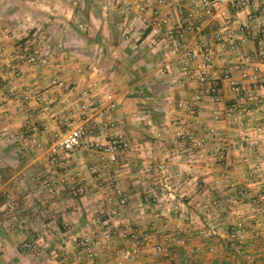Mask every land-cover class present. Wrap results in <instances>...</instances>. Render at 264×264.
<instances>
[{
  "label": "crops",
  "instance_id": "0c3cea01",
  "mask_svg": "<svg viewBox=\"0 0 264 264\" xmlns=\"http://www.w3.org/2000/svg\"><path fill=\"white\" fill-rule=\"evenodd\" d=\"M205 1L0 0V264H59L47 261L54 258V249L76 252L69 227L83 230L95 221L92 213L101 207L96 200L105 190H97L87 172L91 160L81 153L86 145L75 162L83 178L62 182L56 198L44 188L45 155L69 119L81 114L84 91L101 100L111 94L117 104L112 117L127 141L123 161L113 170L127 201L120 221L174 227L179 219L168 216L171 211L185 215L196 232L210 222L225 230L233 214L254 216L242 197L264 196V57L257 55L258 31L248 11L224 8L209 16ZM47 46L56 53L44 65L15 54L21 47L31 52ZM208 51L215 69L208 78L217 81L229 73L239 88L254 95L253 106H244L229 82L220 80L221 103L216 105L206 86L187 78L198 59L188 60L185 54ZM244 57L250 60V79L237 71ZM196 94L201 95L200 112L194 117L179 103ZM102 104L93 111L95 122L104 119ZM235 106L236 117L248 116L247 121L228 115ZM216 110L221 111L218 119ZM221 148L226 149L224 163L216 158ZM76 189H85V196L70 203ZM6 195L22 201L16 214L7 212ZM156 234L142 259L158 242ZM219 235L214 251L206 252V258L197 256L200 260L194 256L193 264L232 260ZM24 243L45 248L39 251L45 263L37 261L38 253L27 252ZM251 258L250 264H264L260 251ZM175 259L181 262V255L159 264H174L170 261Z\"/></svg>",
  "mask_w": 264,
  "mask_h": 264
},
{
  "label": "rangeland",
  "instance_id": "374dc122",
  "mask_svg": "<svg viewBox=\"0 0 264 264\" xmlns=\"http://www.w3.org/2000/svg\"><path fill=\"white\" fill-rule=\"evenodd\" d=\"M40 51L42 53H45V52H51V54L56 53L55 51H53V49L49 48V46L42 48V50ZM88 93L92 94V92H88ZM80 99L81 100L78 103L79 111H80V104L83 101L81 95H80ZM104 102L106 103V101ZM116 110H117V104H116L115 111ZM93 113L94 112H90L86 115L80 114L76 118L69 119L68 121L69 125L64 126L65 127L64 132L66 133L73 126L79 125V124L84 125L86 128H88V130L92 129L95 126H100V125L102 126L101 130L96 129L93 131L94 135L92 137V142L94 144H97V146L86 147L87 149L82 150L81 152L83 155L86 154V157L89 158V160H91L90 162H92V163L90 162L88 163L87 172L90 175V178H93V183L97 184V190L98 189L100 191L105 190L104 191L105 193L104 192L103 194L102 192L99 193L97 200H96V202L100 204L101 207L100 209H97V211H94L92 213L94 216V220H95L93 224L92 223L89 224L83 230H78V228L73 227V226L69 227L70 229L69 235H72V238H70V240L72 239V240H75V243L77 242L75 254L74 255L73 254L71 255L70 253L64 254L63 251L61 250L59 251V249L58 250L54 249V251H52V254L55 255L54 258L51 260L50 257L48 258V256H45L46 260L48 258L47 261H51V262L53 261L56 263L59 262V264H80V263H83V264H159L161 260H163L164 258L167 259V256L169 257V256L175 255V257L178 256L180 258V255H181V259L183 261L181 260V262H179L177 259H175V261L172 260L170 262L174 264H192L194 259L190 260L187 257L190 251L194 248L195 258H197L196 260H200L199 257H197L199 255H200V258H206L205 253L206 252L211 253L212 250L214 251L215 248L213 246L215 243L213 242H215L217 238H220L219 234L221 233L223 235V238H225L223 241L224 252L228 253L229 258H232V260H229L228 263L229 264H250V261L252 260L250 255L252 256L251 252L253 248L248 246V243L251 242L253 238H255L254 237L255 229L260 228L259 230L262 231V234L264 231V223H262L264 221V213H262L264 212V196H260L259 194L254 195V196L244 194L245 197L244 196L242 197V204H247L248 208H250L252 212L254 210V216L248 217L249 215L248 214V215H242V216L239 215L240 217L236 218V215L233 214L232 218L229 221V222H232V224L228 225L227 229L225 230L224 229L220 230L221 229L220 225H217V223L214 222L213 224L210 222V224L208 225L206 224L205 228H200L196 232H194L192 231L193 229H191L190 226L188 225L187 219L185 218L184 213H183L184 216H182L181 213L180 214L175 213V212L173 213L171 211L168 212L169 214L168 216L172 215V217L177 218V220L179 219L178 224L175 225L174 227H170V225L168 224H163V226L159 228V227H156V225L142 226V225H136V224L133 225L128 222L120 221L124 217V214H125L124 209L126 207L127 201H126V204L122 207H119L117 204H115L118 199L124 198V196H123V191L120 185L121 184L120 180L118 179V177H116V179L114 180L111 178L110 175L114 174L113 170L116 167H119V165L123 161V156L126 153V149H127L126 145L124 144H126L127 141L125 140L124 135L118 132L120 125H119V122L115 119V117L111 116V118L114 120V126L111 127L108 123L109 120L107 118H104V120L101 121L100 123L95 122L94 117L96 116H92ZM89 117L91 118L89 119ZM246 117L245 118L235 117L236 119L233 121H238L239 123H241L242 121L248 120V116ZM110 129L112 131L109 133L108 130ZM217 132H218V135H214V136H216L217 138H221L222 136L220 132L219 131ZM100 137H101L100 140L96 139V138L99 139ZM59 139L60 138L56 139L55 141ZM113 140L118 142L116 146H120L115 151L116 161H111L110 154L105 152V148H107L110 144H112ZM22 147H28V146L24 145ZM217 154H216V158H217ZM49 156L50 155L47 151L45 155L46 160H44L45 166L43 168V172L47 179L46 182L48 183L44 185L45 186L44 188L47 190V194L51 196V198H56L57 197L56 191L61 186V184H64L62 182L66 181V182H69V184H73L75 180H80L81 178H83L82 177L83 175L81 176L76 175V172L80 171L78 165L75 163L78 161L77 156H75L76 159H74L73 161L69 163H66L64 160L62 164H57L56 166L54 163L52 164L49 162ZM224 162L225 161H223L222 163ZM54 169H59L62 172V174L65 176V180H63V177L52 175L51 172ZM98 175H103L105 177L100 178ZM66 176H68V178ZM172 185H173V180L169 181L168 186L171 187ZM110 190H119L120 193H114L112 191H111L112 193H109ZM82 191L83 193L80 194L81 193L80 190L76 189L74 191L75 193L69 196L70 203H76L77 200L85 196V193H86L85 189H83ZM172 198L173 196H167L166 200L170 201L172 200ZM252 200H256L257 207H254L251 204ZM20 202L22 201H20L14 195L5 196L6 210L7 212H9V215L16 214V211L14 209L16 208V205H18ZM251 211H248V212H251ZM182 224H185L186 227L184 228ZM238 224H241V226H243V229H245V231L243 232L244 235L242 238L243 242L242 244L239 245V247H237V249H235L234 252L233 251L231 252L225 249V243L229 242L226 236L235 232L236 229L238 228ZM135 228L147 234V244L143 246L139 250V252L136 255H134V257H132L129 261L121 262L119 258L120 253L124 250L130 249V247H132V244L134 243V239L130 237L129 235L126 236L125 232L127 231L130 232L131 231L130 229H135ZM77 231L79 233H77ZM106 231L110 232V238L105 237ZM152 233H157L156 238H158V242H155V244L151 247V251L147 253L146 257H144L145 259L144 258L142 259L143 251L145 249H148L147 246L151 243L150 236ZM248 233H251V234L253 233L251 236V239L247 238ZM206 234L207 236H205ZM190 235L192 236L190 237ZM199 236L201 238H198ZM191 238L192 239L195 238V239L192 240ZM181 240H185L184 243H182ZM86 243L92 245V248L94 250L95 255H94L93 261L88 260V258L84 255H80V259L77 260V257L79 256L78 252L82 251L83 245ZM24 244H30L31 248L27 249L24 246ZM24 244H23V248L27 252H32V253L35 252L36 254L38 253L35 257L38 259L37 260L38 262L45 263V260L39 257L40 249L45 250V248H42L40 246L37 247V245L32 244V243H24ZM72 244L73 243L71 242L69 248L72 247ZM158 245L162 246L166 250L165 251L166 255L163 258L156 260L155 262H150L149 258L151 257L154 248H156V246ZM58 247L59 246H57V248ZM48 248L49 247H47V249ZM198 250L200 252H198ZM257 253H259V250H257ZM248 254L250 255L248 256ZM201 260H202L201 262H203V260L207 262L206 259H201Z\"/></svg>",
  "mask_w": 264,
  "mask_h": 264
},
{
  "label": "built area",
  "instance_id": "2783aa9c",
  "mask_svg": "<svg viewBox=\"0 0 264 264\" xmlns=\"http://www.w3.org/2000/svg\"><path fill=\"white\" fill-rule=\"evenodd\" d=\"M203 6L205 7L206 12L209 16H214L218 14L222 9L224 8H232L236 10L237 12L240 11H248V16L250 19H253V23L257 27L258 34L256 38H254L257 41L258 45V51L257 55L264 57V0H206L203 3ZM233 48V45L230 47V49ZM16 56L18 59H21L25 62H28L30 64H40L44 65L48 60L52 57L53 54L51 52H45L42 53L40 50H35L28 52V50H25L24 48H18L16 51ZM186 57L188 60H197V66L196 69L193 72H190L187 74V78L190 81L197 82L200 86L205 87L207 91L208 97L211 99V101L218 105L221 103V96L218 91V84L217 81H226L229 82L231 89L235 91L238 94L239 100L243 102L244 106H253L255 104V98L254 95L251 93V91H245L237 84H235L232 81V78L229 73H223L220 78L216 80H210L208 78V74L214 72V65L211 58L210 51L204 52L203 54H199L196 52H187ZM237 71L240 73L242 78H251V75L249 73L250 71V60L248 57H244L241 59L237 66ZM82 102L80 104V112L83 115H86L90 112H93L98 107L103 105L102 103L106 101V104L104 107H102L103 111L102 114L104 118H107L109 120V125L111 127L114 126V120L111 118L113 112H115L116 109V102L115 99L111 94H107L104 99H96V95L89 94L88 92H82L81 94ZM200 100L201 95L196 94L193 96L191 100L182 101L179 103V108L181 110H184L186 112L191 113V115H197L200 112ZM236 114H238V107L235 106L231 109L229 116L236 117ZM235 115V116H233ZM221 116V111L216 110L214 112V117L218 119ZM104 120V119H103ZM102 120V121H103ZM102 129V126H95L92 129L88 130L84 125L79 124L73 126L69 131L64 133L59 140H57L50 148H49V162L54 163L55 166L57 164H62V162L65 160L66 163H69L73 161L75 156L78 155L81 148L86 145V147H93L97 146V144H94L92 142V137L94 135V130ZM185 135H188L189 138L194 139L193 135L185 130ZM215 135H218V132L215 131ZM91 139V140H90ZM90 140V141H89ZM30 142L38 147L41 148V145L38 143L36 138H32ZM118 144L117 141L112 142L107 148H105V152L110 154L111 161H116L115 151L120 146H116ZM125 145V144H124ZM217 159L219 162H223L226 159V149H220L217 154ZM53 167V166H52ZM52 175L58 176V177H64L62 172L59 169L52 170ZM76 175L81 176V172L77 171ZM112 179H116V176L114 174L110 175ZM114 193H120L119 190H110ZM82 194L83 192L80 191ZM245 197V196H244ZM111 199V198H110ZM119 207H122L126 204L125 198H120L116 201V203ZM251 204L254 207H257L256 200H252ZM263 211V210H261ZM264 213V212H262ZM264 223V221L262 222ZM182 226L185 228V224H182ZM260 229V228H259ZM259 229H255L254 237L251 242L248 243V246H250L253 251L259 250L260 252L264 253V235L262 234V231ZM130 232H125V235H129L134 239V243L132 244V247L128 250H124L120 253V260L121 262H127L129 261L134 255H136L139 250L147 244V234L143 233L141 230L138 229H130ZM245 229H243V226L241 224H238V228L235 232L229 234L226 236L227 240L230 242L231 246L234 249H237L240 244H242L243 240V232ZM209 235V233H208ZM261 235V236H260ZM192 235H190L191 237ZM207 236V234L205 235ZM105 237L110 238V232H105ZM198 238H201L200 236ZM192 239V238H191ZM195 239V238H193ZM192 239V240H193ZM185 240H181L182 243H184ZM24 246L27 249L31 248L30 244H24ZM165 249L162 246H156L154 248L153 253L151 257L149 258L150 262H155L156 260L163 258L165 254ZM194 248L190 251V253L187 255L188 259L192 260L194 259ZM248 251V250H247ZM251 252V253H252ZM52 257H54V254H50ZM77 260L80 259V255H84L88 258V260L93 261L94 258V250L92 248V245L86 243L83 245L82 251L78 252ZM250 254H248L249 256ZM251 257V255H250ZM83 264V263H80ZM206 264V263H204Z\"/></svg>",
  "mask_w": 264,
  "mask_h": 264
},
{
  "label": "trees",
  "instance_id": "16d2710c",
  "mask_svg": "<svg viewBox=\"0 0 264 264\" xmlns=\"http://www.w3.org/2000/svg\"><path fill=\"white\" fill-rule=\"evenodd\" d=\"M225 249L228 250V251H235V249L231 246L230 242H226L225 243ZM183 263V262H182ZM193 264V263H192Z\"/></svg>",
  "mask_w": 264,
  "mask_h": 264
}]
</instances>
